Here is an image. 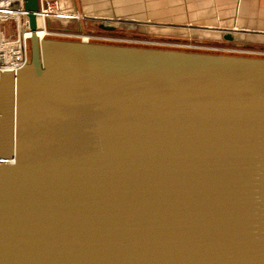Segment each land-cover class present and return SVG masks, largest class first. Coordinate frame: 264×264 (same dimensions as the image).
Returning a JSON list of instances; mask_svg holds the SVG:
<instances>
[{
	"label": "water",
	"instance_id": "95a60500",
	"mask_svg": "<svg viewBox=\"0 0 264 264\" xmlns=\"http://www.w3.org/2000/svg\"><path fill=\"white\" fill-rule=\"evenodd\" d=\"M25 12L30 61L0 70V264H264V57L40 39Z\"/></svg>",
	"mask_w": 264,
	"mask_h": 264
},
{
	"label": "crops",
	"instance_id": "0c3cea01",
	"mask_svg": "<svg viewBox=\"0 0 264 264\" xmlns=\"http://www.w3.org/2000/svg\"><path fill=\"white\" fill-rule=\"evenodd\" d=\"M59 1L64 13L88 17L59 20L67 32L81 33L90 23L115 19L119 27L131 25L145 36L158 34L167 39L218 41L224 34L232 33L236 44L264 46V0Z\"/></svg>",
	"mask_w": 264,
	"mask_h": 264
},
{
	"label": "built area",
	"instance_id": "2783aa9c",
	"mask_svg": "<svg viewBox=\"0 0 264 264\" xmlns=\"http://www.w3.org/2000/svg\"><path fill=\"white\" fill-rule=\"evenodd\" d=\"M88 18L77 17L63 12L59 0H39L37 16L38 35L44 38L81 37L84 41H113L102 34L83 37L65 30L52 28V21ZM101 22L115 24V19ZM32 32L28 16L25 12V0H0V70H17L30 61V38Z\"/></svg>",
	"mask_w": 264,
	"mask_h": 264
},
{
	"label": "rangeland",
	"instance_id": "374dc122",
	"mask_svg": "<svg viewBox=\"0 0 264 264\" xmlns=\"http://www.w3.org/2000/svg\"><path fill=\"white\" fill-rule=\"evenodd\" d=\"M52 28H57L59 30H65V27L59 21H52ZM71 34H79L84 38L91 35L102 34L105 37L115 39L113 41H102L105 43L113 44H128V45H138V46H150L158 48H170V49H181V50H195L204 52H213L221 54H237L246 56H257L264 57V46H255L254 48H246L242 46H237L231 42L225 41L223 38L221 40H213L210 38H195L194 41L186 40H176L161 38V35L152 34L150 36L143 35L142 32L133 28V26H128V28L119 27L114 32L102 31L97 27V23H90L86 26L85 30L81 33L70 32ZM66 38V37H63ZM68 39L82 40L81 37H67ZM174 38V37H173ZM97 42V41H96Z\"/></svg>",
	"mask_w": 264,
	"mask_h": 264
},
{
	"label": "flooded vegetation",
	"instance_id": "af4514ba",
	"mask_svg": "<svg viewBox=\"0 0 264 264\" xmlns=\"http://www.w3.org/2000/svg\"><path fill=\"white\" fill-rule=\"evenodd\" d=\"M228 42H229V41H228ZM231 43L236 44L234 41L231 42ZM236 45H237V46L246 47V48H254V47H255V46H253V45H245V44H243V45L236 44Z\"/></svg>",
	"mask_w": 264,
	"mask_h": 264
}]
</instances>
